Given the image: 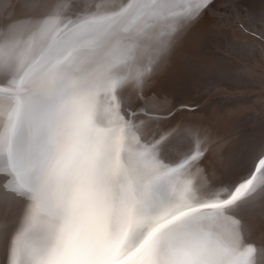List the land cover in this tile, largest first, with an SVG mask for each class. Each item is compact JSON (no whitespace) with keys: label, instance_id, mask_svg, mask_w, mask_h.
<instances>
[{"label":"snow or ice","instance_id":"snow-or-ice-1","mask_svg":"<svg viewBox=\"0 0 264 264\" xmlns=\"http://www.w3.org/2000/svg\"><path fill=\"white\" fill-rule=\"evenodd\" d=\"M20 6L0 10L4 264H264L237 219L264 210V143L245 150L246 175L230 161L209 176L210 130L172 126L167 98L143 95L213 0Z\"/></svg>","mask_w":264,"mask_h":264},{"label":"rangeland","instance_id":"rangeland-1","mask_svg":"<svg viewBox=\"0 0 264 264\" xmlns=\"http://www.w3.org/2000/svg\"><path fill=\"white\" fill-rule=\"evenodd\" d=\"M22 2L0 0V10L6 11L10 18L23 17L29 10L20 6ZM67 2L70 4L72 0ZM213 5L179 36L144 89L145 97L167 98L169 107L179 108L171 116L166 111L161 113L172 126H199L208 116V108L213 116L242 96L244 101L240 105L248 111L247 118L256 109L264 110V41L249 34L253 31L264 34V0H213ZM149 54L144 52L142 59L146 61ZM216 88L221 91L207 105L196 110L184 109L193 100L200 103ZM129 90L132 98L127 104L121 99L122 110L128 107L135 110L140 103L131 84L122 90L121 97Z\"/></svg>","mask_w":264,"mask_h":264},{"label":"bare ground","instance_id":"bare-ground-1","mask_svg":"<svg viewBox=\"0 0 264 264\" xmlns=\"http://www.w3.org/2000/svg\"><path fill=\"white\" fill-rule=\"evenodd\" d=\"M82 2L95 3L99 0H82ZM105 2L119 4L122 0H105ZM220 91L219 88H216L209 92L200 103L195 104L193 100L192 104L189 107H184V109H200L207 105L214 95ZM243 101L244 97L242 96L238 101L230 103V106H223L222 112L215 113L213 116L208 108V116L200 121L203 123L199 126L209 129L211 133L208 151L202 161V167L209 176L219 175L224 166L230 161L236 166L234 174L246 175L251 169V161L248 159L245 150L264 143V110L256 109V113L247 118L248 114L246 113L248 111L240 105ZM235 103L238 104L237 107ZM199 104L201 105L199 106ZM195 105L199 107L194 108ZM172 110L174 113L171 115H174L179 111V108L174 106ZM141 129L144 135L148 134L146 125H141ZM142 139H144L143 135ZM3 179V177H0V180ZM237 219H240L242 224L245 225L248 239L251 242L257 246L264 245V210L259 207L244 209L237 215ZM4 261L5 253L3 249H0V264H4Z\"/></svg>","mask_w":264,"mask_h":264}]
</instances>
